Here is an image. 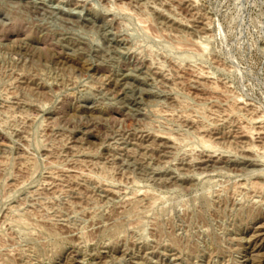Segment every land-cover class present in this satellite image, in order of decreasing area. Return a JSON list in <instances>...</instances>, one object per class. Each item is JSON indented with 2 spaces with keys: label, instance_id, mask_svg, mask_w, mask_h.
<instances>
[{
  "label": "clouds",
  "instance_id": "1",
  "mask_svg": "<svg viewBox=\"0 0 264 264\" xmlns=\"http://www.w3.org/2000/svg\"><path fill=\"white\" fill-rule=\"evenodd\" d=\"M252 117L264 0H0V264H264Z\"/></svg>",
  "mask_w": 264,
  "mask_h": 264
},
{
  "label": "rangeland",
  "instance_id": "2",
  "mask_svg": "<svg viewBox=\"0 0 264 264\" xmlns=\"http://www.w3.org/2000/svg\"><path fill=\"white\" fill-rule=\"evenodd\" d=\"M216 31L218 33L221 31L219 26H217ZM239 75L242 77V79L238 81L241 89L244 91H251L250 88L244 87V85H247L249 83V80L243 79L244 76L243 73H240ZM202 79H207V78H202ZM217 87H219V85H217ZM241 103H245V101H241ZM248 107L249 109H251V105H248ZM252 119L256 120L257 124L249 128L247 126L248 122L244 121L240 125V131L243 132L244 135L239 137L238 139L242 141H247V140H251L257 134L264 135V133L260 132V128L258 127V123H259L258 118L252 117ZM219 127L224 130V134L228 136V139L232 138V134L228 133L226 125H220ZM232 127L234 128L235 126L233 125ZM217 135H220V133L218 132ZM202 141L204 147L206 146L205 148L207 149H213L217 146L213 143H210L207 137H203ZM238 222L241 223V227H242L241 234L244 237L245 241L248 242L249 238H251L250 243L256 249V251H264V213H260V212L249 213L247 216L242 217L240 220H238Z\"/></svg>",
  "mask_w": 264,
  "mask_h": 264
},
{
  "label": "bare ground",
  "instance_id": "3",
  "mask_svg": "<svg viewBox=\"0 0 264 264\" xmlns=\"http://www.w3.org/2000/svg\"><path fill=\"white\" fill-rule=\"evenodd\" d=\"M203 142V141H202ZM208 145V144H207ZM206 147V146H205Z\"/></svg>",
  "mask_w": 264,
  "mask_h": 264
}]
</instances>
